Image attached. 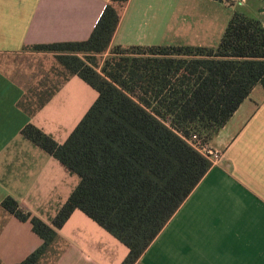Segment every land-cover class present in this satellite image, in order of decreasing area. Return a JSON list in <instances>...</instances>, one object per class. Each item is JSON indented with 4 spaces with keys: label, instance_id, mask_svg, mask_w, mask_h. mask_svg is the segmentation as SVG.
<instances>
[{
    "label": "crops",
    "instance_id": "obj_1",
    "mask_svg": "<svg viewBox=\"0 0 264 264\" xmlns=\"http://www.w3.org/2000/svg\"><path fill=\"white\" fill-rule=\"evenodd\" d=\"M110 1L0 0V264L22 262L44 242L2 201L11 196L51 225L80 182L23 128L34 124L64 143L98 96L78 75L58 81L64 68L56 67L55 54L31 46L89 38ZM235 2L129 0L118 6L109 49L217 48L239 12ZM39 99L43 105L32 111ZM209 145L221 159L135 264H264V85L252 90ZM57 234L37 264H121L129 253L80 209Z\"/></svg>",
    "mask_w": 264,
    "mask_h": 264
},
{
    "label": "trees",
    "instance_id": "obj_2",
    "mask_svg": "<svg viewBox=\"0 0 264 264\" xmlns=\"http://www.w3.org/2000/svg\"><path fill=\"white\" fill-rule=\"evenodd\" d=\"M128 1L111 0L85 40L31 46L55 54L63 81L78 75L98 96L64 143L31 123L22 130L80 182L51 225L11 196L2 201L44 241L18 264H37L76 209L128 247L121 264H135L212 167L194 143L209 144L264 85V22L240 12L217 48L114 46L163 54L177 49L191 58L124 56L101 63L120 22L118 6Z\"/></svg>",
    "mask_w": 264,
    "mask_h": 264
},
{
    "label": "rangeland",
    "instance_id": "obj_3",
    "mask_svg": "<svg viewBox=\"0 0 264 264\" xmlns=\"http://www.w3.org/2000/svg\"><path fill=\"white\" fill-rule=\"evenodd\" d=\"M235 6L237 7V10L240 13L243 12L248 17L257 18L264 22V0H245L244 2H242L241 0H236ZM124 56H132V57L138 56L139 58H153V57L164 58L166 57V58H172V59L173 58H185V57L191 58L190 56L184 55L183 51H179L177 49H170L168 50L167 54H163L161 53L159 49L151 50L147 48L143 50V49H133L132 48L130 50H116L115 47H111L109 50L103 53L101 57H99L100 58L99 60H101V63H102L105 61V59H108V58L119 59L120 57H124ZM55 65L57 68L63 67L58 60L56 61ZM58 73H61V71L57 72V74ZM58 76H59L57 78L58 81L64 80V77H65L64 72L61 75L62 77L60 75Z\"/></svg>",
    "mask_w": 264,
    "mask_h": 264
},
{
    "label": "built area",
    "instance_id": "obj_4",
    "mask_svg": "<svg viewBox=\"0 0 264 264\" xmlns=\"http://www.w3.org/2000/svg\"><path fill=\"white\" fill-rule=\"evenodd\" d=\"M195 146L206 156L212 163H216L221 159V152L212 148L209 144L194 143Z\"/></svg>",
    "mask_w": 264,
    "mask_h": 264
}]
</instances>
